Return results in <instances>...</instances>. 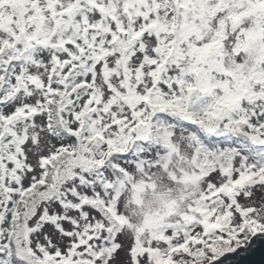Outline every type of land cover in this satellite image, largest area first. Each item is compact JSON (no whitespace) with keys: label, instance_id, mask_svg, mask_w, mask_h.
<instances>
[{"label":"snow or ice","instance_id":"snow-or-ice-1","mask_svg":"<svg viewBox=\"0 0 264 264\" xmlns=\"http://www.w3.org/2000/svg\"><path fill=\"white\" fill-rule=\"evenodd\" d=\"M264 236V0H0V264H220Z\"/></svg>","mask_w":264,"mask_h":264},{"label":"water","instance_id":"water-1","mask_svg":"<svg viewBox=\"0 0 264 264\" xmlns=\"http://www.w3.org/2000/svg\"><path fill=\"white\" fill-rule=\"evenodd\" d=\"M220 264H264V236L253 239L247 248L225 256Z\"/></svg>","mask_w":264,"mask_h":264}]
</instances>
